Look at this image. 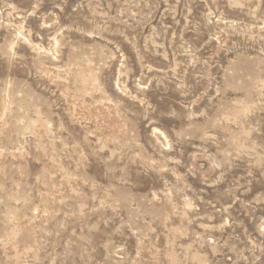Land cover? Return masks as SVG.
Listing matches in <instances>:
<instances>
[{"label": "rangeland", "instance_id": "1", "mask_svg": "<svg viewBox=\"0 0 264 264\" xmlns=\"http://www.w3.org/2000/svg\"><path fill=\"white\" fill-rule=\"evenodd\" d=\"M0 264H264V0H0Z\"/></svg>", "mask_w": 264, "mask_h": 264}]
</instances>
